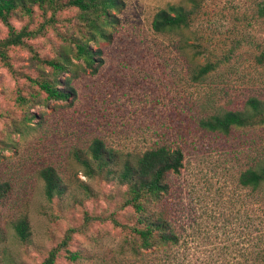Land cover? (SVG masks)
Masks as SVG:
<instances>
[{
  "label": "rangeland",
  "instance_id": "1",
  "mask_svg": "<svg viewBox=\"0 0 264 264\" xmlns=\"http://www.w3.org/2000/svg\"><path fill=\"white\" fill-rule=\"evenodd\" d=\"M260 1L125 0L126 7L116 13L120 21L111 29L112 40L93 43L102 51L98 71L75 61L72 71L61 77L79 74L72 80L76 98L69 101H45L38 95L35 103L22 106L18 96L29 97L32 86L0 61V184L12 185L0 204V264H42L71 229L77 232L69 250L79 259L62 255L56 264H163V250L133 253L127 244L132 234L110 221L137 220L132 209L122 207L127 188L114 175L88 176L76 161L74 152H86L95 139L122 153L156 145L184 152L181 172L168 177L174 193L170 203L195 209L203 232L194 248L169 264H223L230 257L223 247L232 241L245 244L248 229L264 225V204L256 201L261 197H251L237 184L241 170L264 159V126L234 129L225 136L206 133L198 125L203 116L243 109L252 96L264 98ZM170 5L193 11V21L187 28L156 33L153 19ZM36 13L32 27L45 20L41 11ZM63 17L71 24L59 25L60 30L77 34L73 25L78 12L67 11ZM26 22L21 14L13 16L17 29ZM7 35L0 21V41ZM28 43L49 59L63 46L50 29ZM9 54L18 75H37L28 49L11 48ZM209 62L218 66L205 80L194 82V71ZM48 166L67 187L53 201L46 198L40 177ZM22 216L30 224L26 242L12 225Z\"/></svg>",
  "mask_w": 264,
  "mask_h": 264
},
{
  "label": "trees",
  "instance_id": "2",
  "mask_svg": "<svg viewBox=\"0 0 264 264\" xmlns=\"http://www.w3.org/2000/svg\"><path fill=\"white\" fill-rule=\"evenodd\" d=\"M125 7V0H0V21L8 29L7 37L0 41V61L10 68L14 76L25 78L32 86L29 97L23 94L18 96L21 105L35 103L38 95L45 96V101H69L76 98L72 80L79 74L73 73L72 77L66 79L61 77L72 71L76 66L75 61H82L86 68L92 69L94 73L98 71L103 64L102 51L95 50L93 43L112 40L111 29L119 25L120 21L116 13ZM38 10L43 13L45 20L39 26L32 27ZM72 10L78 12L79 21L73 25L77 34H69L59 28L61 24H71V20L64 18L63 13ZM18 14L27 20L20 29L12 23L13 16ZM194 14L182 6L170 5L156 13L152 22L153 30L162 34L187 28L193 21ZM257 14L259 18L264 19V0L258 3ZM49 29L63 42L61 49L56 48V57L52 59L41 57L36 48L28 43L45 36ZM16 47L26 48L31 53V61L38 67L36 76L30 73L18 75L13 69L9 51ZM217 66L218 63L209 62L199 67L194 71L192 80H205ZM198 125L206 133L225 136L230 135L234 129L263 127L264 98L252 96L246 101L243 109L225 108L223 111L203 116ZM74 157L84 167L88 176L114 175L117 182L127 188V198L122 207L132 209L137 220L131 224H123L117 218H111L110 221L115 227L132 234L133 239L127 241V244L131 246L133 253L152 254L163 250L161 261L163 264H169L171 260L186 254L198 243L199 234L203 231L201 224L196 221L195 212L193 214L195 209L182 203H170V197L174 193L168 177L170 174L180 173L184 167L185 156L181 148L156 145L144 152L122 153L108 146L102 139H95L86 152L75 151ZM40 177L49 201L66 194L67 187L54 167H45L40 172ZM237 184L251 197L260 196L256 201L264 204V159L258 161L256 166L241 170ZM11 191L10 183L0 184V204ZM247 202L251 200L247 199ZM184 214L192 217L185 218ZM262 218L264 219V211ZM90 220L87 218V222ZM12 225L19 240L26 242L30 236L28 219L22 216ZM260 227L258 224L256 231L248 229L245 244L242 241H232L228 247H223L225 254L230 255L223 264H264V225ZM76 232L75 229L67 231L62 241L50 250L42 264H56L62 255L71 261H77L79 254L69 250ZM122 249L125 251V245ZM175 250L181 253H174Z\"/></svg>",
  "mask_w": 264,
  "mask_h": 264
}]
</instances>
